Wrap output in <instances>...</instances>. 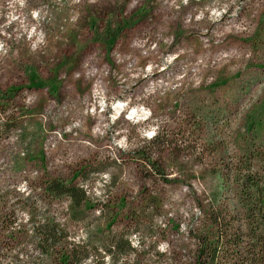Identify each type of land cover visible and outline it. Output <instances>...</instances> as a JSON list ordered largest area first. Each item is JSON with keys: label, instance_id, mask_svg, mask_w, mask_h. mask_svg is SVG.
Here are the masks:
<instances>
[{"label": "rangeland", "instance_id": "1", "mask_svg": "<svg viewBox=\"0 0 264 264\" xmlns=\"http://www.w3.org/2000/svg\"><path fill=\"white\" fill-rule=\"evenodd\" d=\"M249 174L264 182V0H0V264L40 258L44 219L81 264H196L204 210L242 207ZM47 177L91 205L73 218Z\"/></svg>", "mask_w": 264, "mask_h": 264}, {"label": "trees", "instance_id": "2", "mask_svg": "<svg viewBox=\"0 0 264 264\" xmlns=\"http://www.w3.org/2000/svg\"><path fill=\"white\" fill-rule=\"evenodd\" d=\"M174 62L169 64L173 65ZM95 117L101 118L103 115L96 114ZM262 181L253 174H249L238 184V195H240L238 203L242 207L237 208L234 205L232 208L230 203L225 204L219 200L214 206L204 210L208 225L206 232L196 236L198 239L196 264H219L225 257L233 264H264V182ZM42 192L57 200L62 196H68L73 218L77 217L81 208L91 205L83 186L59 177L45 178ZM233 212L238 216L242 215L244 221L229 219ZM0 220L3 223L2 214H0ZM244 227L248 228V234L250 233L253 237L255 246L251 244L249 246L248 242L245 245ZM8 232L6 237L11 240L23 235H16L10 230ZM228 235L230 238L226 240L225 237ZM33 236L40 258H35L27 251H21L18 254L24 258L23 264H81L84 259L90 257L88 252L81 256L84 252L80 249L85 247L76 244H72L70 248L65 247L68 237L66 229L60 221L55 219L38 221L33 226ZM117 248L118 243L114 242L108 247L107 252L113 255ZM254 249L258 250V258ZM230 253L233 255L232 258L228 257Z\"/></svg>", "mask_w": 264, "mask_h": 264}]
</instances>
